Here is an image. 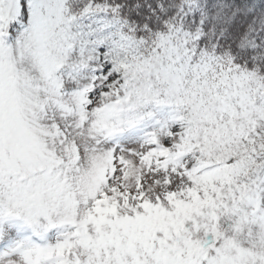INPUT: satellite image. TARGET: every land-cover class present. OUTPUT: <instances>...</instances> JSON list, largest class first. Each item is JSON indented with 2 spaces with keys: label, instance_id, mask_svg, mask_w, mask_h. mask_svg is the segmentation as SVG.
I'll list each match as a JSON object with an SVG mask.
<instances>
[{
  "label": "snow or ice",
  "instance_id": "6c2138e0",
  "mask_svg": "<svg viewBox=\"0 0 264 264\" xmlns=\"http://www.w3.org/2000/svg\"><path fill=\"white\" fill-rule=\"evenodd\" d=\"M0 264H264V0H0Z\"/></svg>",
  "mask_w": 264,
  "mask_h": 264
}]
</instances>
